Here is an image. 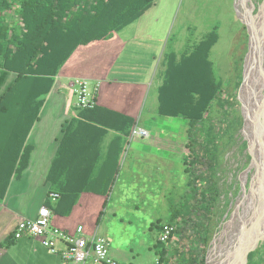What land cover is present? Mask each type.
<instances>
[{"label":"trees","instance_id":"16d2710c","mask_svg":"<svg viewBox=\"0 0 264 264\" xmlns=\"http://www.w3.org/2000/svg\"><path fill=\"white\" fill-rule=\"evenodd\" d=\"M156 1L0 0V69L16 75L0 97V201L5 198L12 178H20L29 164L32 147L26 145L27 137L39 120L55 77L73 52L81 45L122 31L140 19ZM10 11H16V21H12ZM218 39L217 32L212 31L181 57L164 53L159 115L186 120L189 139L198 140L199 147L183 160L186 181L182 185L181 201L171 203L166 220L157 219L150 226L159 234L154 244L158 264H205L209 221L218 201L215 180L220 161L218 132H229L232 140L242 124L238 116L225 108H232L238 103L237 98L231 96L222 102L224 86L216 79L210 58ZM242 63L243 58L238 67L239 80ZM216 103L224 110L225 117L224 128L218 131L207 116ZM79 108L77 117L63 127L46 176L49 186L46 207H53L63 216L70 215L81 194L93 187V170L102 136L110 129L127 134L135 124L132 118L98 106ZM51 194L59 197L53 200ZM166 224L176 228L169 245L174 238L188 242L184 248L177 243L174 256L160 240ZM258 230L264 232V224ZM14 239L13 235L6 246ZM263 252L264 242L247 264H264Z\"/></svg>","mask_w":264,"mask_h":264},{"label":"rangeland","instance_id":"374dc122","mask_svg":"<svg viewBox=\"0 0 264 264\" xmlns=\"http://www.w3.org/2000/svg\"><path fill=\"white\" fill-rule=\"evenodd\" d=\"M263 6L264 0H157L155 5L130 27V29L134 28L139 31L140 40L151 44L152 53H157L153 68L157 76L155 80L153 78L154 85L140 116V126L148 130L150 136L147 140H137L138 142L133 148L149 151L152 154L159 151V155L168 161V165L160 175L148 173L150 181L145 180L143 183H139L136 180L124 183L126 180L123 179L119 189L127 191L128 198L121 199L120 196H115L114 199L115 201L120 200L123 206L108 205L110 209H107L101 220H97V222L101 221L100 232L99 222L96 228L97 234L108 240L112 252L119 249L114 255L121 263H157L158 257L154 250V244L159 234L156 229H152L150 226L157 218L167 219L170 211V207L166 205L167 201L171 200L172 203L181 201L180 195L184 191L182 185L186 181L183 160L191 152L198 151L199 147L196 143L198 140L189 139L186 120L159 115L157 98L159 92L156 85H158L159 74H162L165 69L164 55L175 53L181 57L193 50L212 31H216L219 36L218 42L211 49L210 58L214 63L216 79L224 86L222 102L231 96L237 98L238 103H235L232 108L228 106L225 108L231 111L232 115L238 116V120H241L242 124L232 140H230L229 132H218L217 144L220 161L215 177L218 201L215 213L209 221L210 238L205 264H208L209 255L216 243L219 252L215 257L216 260H213L214 264L226 262L228 259L226 257L232 255L234 250L239 249L238 245L240 247L244 245L243 240L242 244L238 245L235 241L244 237L247 234L246 231L251 230L248 226L242 235L243 228L246 226L245 220L249 219L251 213L249 209L254 206L251 200L255 199L254 191L256 190L253 183L259 163L256 160L255 150L251 148V140H249L250 135L254 133L252 124L250 128V122L248 123L250 114L246 106L248 100L241 96L245 95V86L243 85L246 76H244L245 64L248 66V62H250L248 55L251 49L250 45L253 43L250 21L253 19L255 24H258L262 18L264 25ZM10 13L12 21L15 20L16 11H10ZM244 20L249 21L252 41ZM157 49H159V53L155 51ZM242 58V77L239 80L238 67L241 65ZM263 68L264 66L261 70ZM260 75H262L261 78H264V72H259ZM15 78L14 73L0 69V97L13 84ZM239 81H241L240 84L236 86ZM260 86L264 102V82ZM260 112H262L264 121V105ZM223 115L224 110L217 103L212 106L210 114L207 115L211 119L208 122L216 124V131L224 128L223 119L225 117ZM143 176H147V172ZM159 177H161V181L156 182ZM140 184L143 187H139ZM171 186L175 190L170 188ZM171 192L172 197H170ZM169 197L170 200H168ZM109 231L110 235L104 234ZM73 233L75 234V232ZM223 234H225L224 239L218 243V239ZM255 236L254 234L248 244L251 245ZM179 240L174 238L170 241L172 244H166L171 249L173 256L175 246L179 247L177 243L183 245V248L188 245L187 239L184 242ZM262 259L264 260V252ZM231 260L228 259L226 264H230ZM87 264H91V261L88 260Z\"/></svg>","mask_w":264,"mask_h":264},{"label":"crops","instance_id":"0c3cea01","mask_svg":"<svg viewBox=\"0 0 264 264\" xmlns=\"http://www.w3.org/2000/svg\"><path fill=\"white\" fill-rule=\"evenodd\" d=\"M134 23L104 40L77 47L55 77L39 120L27 137L26 145L32 147L29 164L20 178H12L5 198L0 201V264H66L60 254L50 252L37 238L24 236L14 239L9 246L6 243L12 239L20 221L35 219L40 208L46 206L49 191L46 176L63 127L79 114L80 85L86 87L95 106L132 118L135 124L127 134L110 129L102 136L92 189L81 194L68 216L58 215L53 207L48 208L51 227L74 234L75 229L83 226L86 237L100 236L96 228L99 222L100 232L101 221L97 220H101L110 209L108 205L123 206L120 200H114L115 196L128 198V192L119 189L121 181H150L148 173L160 175L167 167L168 161L159 155V151L152 154L133 148L142 138L132 137L131 132L135 126L146 130L140 126V116L154 85L153 78L155 80L157 76L153 71L157 53H152L149 42L139 39L138 30L130 29ZM155 51L159 53V49ZM162 83L163 77L159 74L158 92ZM157 98L159 105V94ZM145 172L147 176H143ZM158 181L161 177L156 179ZM171 203V200L167 201L166 205L170 207ZM104 234L110 235L111 232ZM57 246L64 248L60 243ZM117 251L110 250V255L121 263L114 255Z\"/></svg>","mask_w":264,"mask_h":264},{"label":"built area","instance_id":"2783aa9c","mask_svg":"<svg viewBox=\"0 0 264 264\" xmlns=\"http://www.w3.org/2000/svg\"><path fill=\"white\" fill-rule=\"evenodd\" d=\"M78 91V106L83 108H93L95 102L89 98L86 87L80 85ZM132 137L147 139L149 132L135 126L131 132ZM51 199L55 200L58 194H51ZM175 227L164 225L160 240L168 244ZM24 236H31L41 241L42 245L54 254H60L66 264H122L114 260L110 255V244L108 240L101 236L86 237L83 227H78L75 234H68L58 228L51 227V211L43 206L38 212V216L31 220L20 221L15 229L16 240ZM64 246L59 249L57 244ZM158 264V261L157 263Z\"/></svg>","mask_w":264,"mask_h":264},{"label":"bare ground","instance_id":"6f19581e","mask_svg":"<svg viewBox=\"0 0 264 264\" xmlns=\"http://www.w3.org/2000/svg\"><path fill=\"white\" fill-rule=\"evenodd\" d=\"M253 24H254V21H253ZM255 25H256V27H255ZM255 25L253 27V25L251 24V31H252V35H253V43H251V49H250V53L248 55V59H249L250 62H248L249 63L248 66H246V64H245L244 76L245 75L246 76H245V81L243 83V85L245 86V95L242 94L241 97H243V99H247L248 100V103L246 105L247 109L250 112V114L248 116V118H249L248 123L250 122L249 123V125H250L249 127L250 128H251V124H252L253 133H254L253 135H250L249 140H251V148L255 150L256 160L259 163V166L256 169L255 181L253 183L254 184L253 186H255L254 188L256 190V191H254V195H255L254 198L256 199L257 186H258L259 175H260L259 174V169L261 167V162H262V161H260V151H259L260 147H258V144L256 143V141H257V137L259 135H261L262 138H263L262 129H263V124H264L263 117H262V114H261L262 112H260L261 109H262V106L264 105L260 84H263L264 78L263 77L261 78V76L263 74L259 76V72H264V68L261 70L262 66H264V25L262 24V18H261L260 22L258 24H255ZM251 41H252V37H251ZM251 134H252V131H251ZM253 201L254 200L252 199L251 202L253 203ZM262 207L264 209V204H262ZM250 208H251V206H250ZM259 208H260V205L259 206L256 205L255 207H252L251 209H249L251 211V213H250L249 219L245 220L246 221L245 222L246 226H244V228H243L242 235L244 234V231L247 230L248 226H250L251 230L246 231L247 234L244 237H241L237 241H235L236 245H238L243 240L244 245L241 246V247H240V245H238L239 249H237V251L234 250V253H232L233 252V250H232V252H231L232 255L226 257L229 260L235 258L239 253L245 252L246 250H248L250 248L249 244H248V241H250L254 237V234L256 235V232H255V220H256V216L258 215V213L260 211ZM234 231H236V230H234ZM233 233H235V232H233ZM224 236H225V234H223L218 239L219 240L218 243L224 239ZM217 246H218V244L216 243V245L214 246L215 248L213 249L212 253L211 254L209 253L210 255H209V258H208V264H214L213 260L215 259V257L218 255V252H219L217 250ZM228 259H227V261H228ZM226 262H224L222 264H226Z\"/></svg>","mask_w":264,"mask_h":264},{"label":"water","instance_id":"95a60500","mask_svg":"<svg viewBox=\"0 0 264 264\" xmlns=\"http://www.w3.org/2000/svg\"><path fill=\"white\" fill-rule=\"evenodd\" d=\"M263 8H264V6H263ZM262 15L264 16V10L262 11ZM248 22L244 20V23L246 24V26L249 29V35L251 37L250 28H249L250 26H249ZM250 23L254 27L255 22L253 24V19H251ZM255 27H256V25H255ZM250 47H251V45H250ZM262 134H263V138L261 135H259L257 137V141H256V143L258 144V147H260L259 148L260 161H262L261 167L259 169L260 175H259V181H258V186H257V196H256V199H254V201H253V205H254L253 207H255L256 205H258V206L260 205V208H259L260 211H259L258 215L256 216V220H255L256 236L254 238L252 246L248 250H246L245 252L239 253L235 258H233L231 260L230 264H247L248 259L256 252L257 248L264 241L263 232L258 230L259 228L262 229V226L264 224V209L262 207V204H264V124H263Z\"/></svg>","mask_w":264,"mask_h":264}]
</instances>
